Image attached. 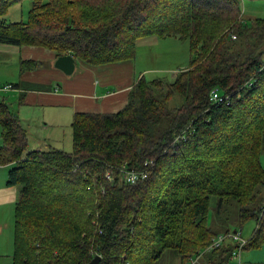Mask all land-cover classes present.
Returning a JSON list of instances; mask_svg holds the SVG:
<instances>
[{
    "label": "trees",
    "instance_id": "trees-1",
    "mask_svg": "<svg viewBox=\"0 0 264 264\" xmlns=\"http://www.w3.org/2000/svg\"><path fill=\"white\" fill-rule=\"evenodd\" d=\"M17 1L0 0V42L104 65L133 59L142 38L178 34L190 40L191 59L172 81L140 77L117 112L76 113L71 151L27 152L25 128L0 102V164H14L7 184L21 187L7 264H87L96 254L99 264H155L169 249L184 263L221 233L203 221L212 197L218 207L235 198L239 221L256 220L245 248L264 243V204L248 203L264 185V18L238 44L222 35L235 0H30L28 20L12 22L6 14ZM212 90L227 98L211 101ZM146 161L145 179L119 180L118 166ZM163 166L170 175L158 174ZM233 247L200 259L233 264Z\"/></svg>",
    "mask_w": 264,
    "mask_h": 264
},
{
    "label": "crops",
    "instance_id": "crops-1",
    "mask_svg": "<svg viewBox=\"0 0 264 264\" xmlns=\"http://www.w3.org/2000/svg\"><path fill=\"white\" fill-rule=\"evenodd\" d=\"M56 58L53 50L42 46L0 42V63L13 66L11 76L3 84H11L13 88L0 91L13 95L11 98L0 96V102L18 116L25 128L27 152L49 147L64 149L57 144L66 137L60 127L69 125L68 139H71L76 113L117 112L126 104L133 85L143 76L142 72L137 75L135 58L104 65L75 58L70 75L54 66ZM1 139L0 127V142ZM43 145L46 149H42ZM12 166L0 165V257L6 261L12 258L14 250L15 207L21 189L19 185L7 184ZM197 264L204 262L200 259Z\"/></svg>",
    "mask_w": 264,
    "mask_h": 264
},
{
    "label": "rangeland",
    "instance_id": "rangeland-1",
    "mask_svg": "<svg viewBox=\"0 0 264 264\" xmlns=\"http://www.w3.org/2000/svg\"><path fill=\"white\" fill-rule=\"evenodd\" d=\"M163 2L168 6L170 4H173V2H171L170 0H163ZM234 2L235 4L237 3V6L235 7L236 11L233 12L234 16L231 14L228 16V24H226L223 28L222 35L224 37H227L229 35L231 40L239 44L240 40L238 34L241 33L240 39L245 34L247 37L250 36L256 30V19L258 17L264 18V0H238L237 2L235 0ZM30 4V0H20L13 3L8 8L6 19L12 22L27 21ZM155 5L156 4H151V6L153 7H155ZM159 10L161 12L162 6L159 8ZM176 15H179L178 8H175V12H173L169 17H176ZM201 19L206 22V20H208V17L205 14V16ZM245 22L250 23V25L248 27H243L242 24ZM234 34L237 35V38ZM232 35L235 36L234 39ZM218 42L219 39H215L207 53L210 54L213 51L214 46ZM189 47L190 40L186 38H181L178 36V34L173 35V37L166 36L164 38H160L156 36H149L140 39L136 44L134 57L137 75L142 72L146 80L161 78L162 80H165L167 82L172 81L178 73L184 70H188L189 61L191 59ZM219 50L222 53L225 51L222 49L221 46L219 47ZM12 72L13 66L11 64L5 65L3 63H0V91L2 89L3 84L8 81L7 78L11 76ZM12 95V92H9L7 94L0 92V96H8L9 98H11ZM60 130L62 133L65 132L66 137L64 136V140L61 143L57 144L63 146L62 148L64 149L62 150L67 151L68 148H70L69 150H72L73 138L71 136V139H68L69 125L64 124L63 127H60ZM42 149H46V147L43 145ZM260 160L262 165L264 166V149L261 153ZM111 172L113 173L114 171ZM163 173H166V175H170L171 172L163 166L159 169L158 174ZM161 179L162 178H160V180ZM166 185L167 182L162 185L163 188ZM81 193L82 195H84L87 192L81 190ZM161 193L162 191L159 188L156 194H154L153 196L159 198ZM88 197L87 199L91 201L90 196ZM235 197L237 200L244 203L241 200L239 193H237ZM246 198L248 197L246 196ZM218 202V198H211V204L208 210L207 218H204L203 220L204 223H206L207 225L206 227L212 229V231H220L221 233L224 232L227 228L229 231L237 230L240 231L241 237L244 240H248L254 228L256 227V220L254 218H247L243 221H239V213L241 212V209L239 203L233 197L225 198L223 202H221L219 207ZM248 203H256L257 205H261L262 203L264 204V185L261 186V189L259 188L258 193H256L255 196H250V202ZM255 216L256 215L254 213V217ZM180 220L181 218L178 217L176 220L177 223ZM38 231L41 235L42 230L38 229ZM205 236H208V239L210 237L208 233ZM186 237L187 236H185V239H187ZM209 242L210 239L209 241L207 240L205 242V245H207V243ZM36 243L41 244V242L39 241H37ZM202 252H204V250H202L201 253ZM180 257L181 256L177 254L176 250L169 249L155 262V264H179V262L182 264L183 260H181ZM10 261V258L8 261H6L5 257H0V264H7ZM241 261L242 264H264V243L258 246H248L247 248L243 249L241 251Z\"/></svg>",
    "mask_w": 264,
    "mask_h": 264
},
{
    "label": "built area",
    "instance_id": "built-area-1",
    "mask_svg": "<svg viewBox=\"0 0 264 264\" xmlns=\"http://www.w3.org/2000/svg\"><path fill=\"white\" fill-rule=\"evenodd\" d=\"M233 39L235 38L232 35ZM3 89L13 88V85H3ZM227 96H222L216 90H212L210 94L211 101H224ZM151 161L144 162V166L141 169H129L125 164L117 167V172L120 175V180L126 184H136L138 181L145 179L148 176L149 169L152 166ZM113 173L111 171H106L105 176L107 179H112ZM226 242L232 243L234 245L231 251V258L233 264H242L241 261V251L245 249V246L248 240H244L241 237L240 231H227L217 234L212 239V243L204 249V252L210 251L214 248H218L219 246L225 244ZM200 251L199 254L189 258L183 264H197L200 261L202 254L204 253Z\"/></svg>",
    "mask_w": 264,
    "mask_h": 264
},
{
    "label": "water",
    "instance_id": "water-1",
    "mask_svg": "<svg viewBox=\"0 0 264 264\" xmlns=\"http://www.w3.org/2000/svg\"><path fill=\"white\" fill-rule=\"evenodd\" d=\"M75 58L70 54L60 55L56 58L54 66L65 74L70 75L75 68ZM100 255L96 254L87 264H99Z\"/></svg>",
    "mask_w": 264,
    "mask_h": 264
}]
</instances>
